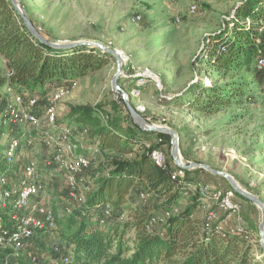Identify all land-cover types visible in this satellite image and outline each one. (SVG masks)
I'll list each match as a JSON object with an SVG mask.
<instances>
[{
  "label": "rangeland",
  "instance_id": "1",
  "mask_svg": "<svg viewBox=\"0 0 264 264\" xmlns=\"http://www.w3.org/2000/svg\"><path fill=\"white\" fill-rule=\"evenodd\" d=\"M243 1L17 0L24 15L46 41L59 45L96 42L104 49L118 53L122 64L118 74L117 59L110 54L108 63L101 70L62 86L67 93L57 105V127L46 122L47 106L57 89L47 87L35 95L38 107L34 112L39 122L18 126L3 123L9 107L15 105V98L20 94L16 89L10 90L9 69L0 56V156L5 155L12 139H19L23 144L4 178L6 187H18L21 181L28 179L26 168L35 167L45 193L33 199L31 207L40 204L56 215V227L39 232L34 246L22 253L20 260L24 264H30L32 257H36L37 262L31 264L59 263L67 250L64 234L74 231L69 219L75 210L82 209L84 201L98 188V181L111 171L112 155L106 156L96 144L91 146L90 132L94 125L81 124L74 116L77 108H95L122 129L137 131L146 145L165 153L169 170L178 168L172 156V136L142 129L141 122L132 118L121 93L113 90L112 81L116 75L118 85L127 93L128 102L142 115L143 125L176 133L179 157L184 165L205 164L227 173L242 190L264 204V72L254 69L257 58L250 67L232 72L226 79H221L207 65L210 36L220 34L227 26L231 29L229 23L237 20L236 11ZM246 24L250 26V19ZM142 75L158 77L164 94L172 97L171 100L160 96L155 80L150 77L146 86L140 88V94L133 95ZM238 81L246 83L249 94L242 106L232 105L215 115L204 116L185 105L198 83L212 86ZM66 128L72 131V139L81 148L87 145L82 154L92 165L87 170V177L82 181L77 178L76 198L70 196L65 173L56 171L54 144ZM133 157L127 156L128 159ZM186 171L184 182L190 187L182 191L170 212L156 196L145 194L142 198L140 189L134 190L128 198L132 209H149L153 218L149 225L152 231L162 232L170 217L191 208L199 194L197 187L233 189L227 179L203 168ZM202 197L196 204L194 217L206 222L210 211H215L219 215L215 225L221 231L233 234L238 229L247 230L260 244L263 215L258 205L235 194L234 201L241 207L240 214L237 219L225 221L223 212ZM105 213L101 224L105 228L111 225L122 229L130 219V210L125 208L115 212L108 206ZM55 247L64 248L62 255L54 252ZM15 260L8 252L0 251V264ZM73 264H76L74 260Z\"/></svg>",
  "mask_w": 264,
  "mask_h": 264
},
{
  "label": "trees",
  "instance_id": "2",
  "mask_svg": "<svg viewBox=\"0 0 264 264\" xmlns=\"http://www.w3.org/2000/svg\"><path fill=\"white\" fill-rule=\"evenodd\" d=\"M236 16L237 20L229 23L231 29L227 26L220 34L210 36L207 47V65L221 79L250 67L256 58L258 62L264 56V0H244ZM0 56L12 73L11 88L32 98L46 87L56 89L101 70L110 54L86 46L52 48L33 37L10 0H0ZM254 69L264 72L257 68V63ZM246 87L240 81L212 86L198 83L185 105L204 116H212L232 105L242 106L249 95ZM101 114L90 107H80L74 112L84 126L94 125L90 132L91 146L96 144L106 156L112 155L110 173L98 181V188L82 204V209L75 210L69 219L74 231L64 232L65 253L76 264H264L263 250L251 232L225 233L215 224L206 229L205 222L193 216L201 199L199 194L191 208L168 219L162 232L148 229L153 218L148 208L130 207L128 198L133 191L140 189L156 196L170 212L187 183L172 179L171 170L153 164L151 151L157 147H148L137 131H126L110 121L105 123ZM22 147L21 142L20 150ZM9 168L0 156V177ZM108 206L115 212L122 208L130 210V219L122 229L102 227ZM2 219L8 224L7 216Z\"/></svg>",
  "mask_w": 264,
  "mask_h": 264
},
{
  "label": "built area",
  "instance_id": "3",
  "mask_svg": "<svg viewBox=\"0 0 264 264\" xmlns=\"http://www.w3.org/2000/svg\"><path fill=\"white\" fill-rule=\"evenodd\" d=\"M195 9V7H192L191 10L195 11ZM257 68L259 70L264 69V56L258 60ZM11 74L9 73V76ZM148 77L155 80L160 96L163 99L171 100L172 97L164 94L159 78ZM148 77L145 75L140 77L136 89L132 91L133 95L140 94V88L145 87ZM66 93L67 91L64 87H59L52 94L45 113L48 125L58 126L57 105L66 96ZM37 107L38 99L36 97L18 95L15 98V105L9 107L8 115L7 117L5 116L3 123L5 125L18 126L36 124L39 122L38 116L34 112ZM140 112H143V110L141 109ZM101 117L105 123L109 121L108 115L101 114ZM72 136L70 129H64L61 135L57 136L58 139L54 144V154L57 163L56 171L65 173L67 183L70 186V196L76 198L77 177L89 170L92 165L90 159L80 153L81 147L72 139ZM20 144L21 141L19 139H12L4 152V161L10 168L12 167L13 159L16 157L15 155L20 151ZM151 160L157 168L167 169V158L161 149H152ZM49 164L51 165V163ZM185 174L186 170L180 167L175 171H170L172 179L179 180L180 183H185ZM26 175L28 179L21 181L18 187H6L4 180L6 174L0 177V251L8 252L11 257L16 259L14 262L7 261L5 264H24L20 257L31 246L30 244L36 239L37 234L42 231L53 230L56 227L52 211L40 204L31 207V201L43 196L45 193L43 185L39 181L37 169L29 166L26 168ZM187 186L189 184H186ZM196 191L201 194V197L203 196L202 199L207 198L213 206L218 207L223 212L225 221L237 219L239 216L241 207L234 201L235 192L233 190L222 191L218 188L199 186ZM145 196V193L141 194L142 198H145ZM6 215L8 224H4L2 219ZM218 219V213L210 211L204 223L205 228L210 229ZM54 252L62 255L59 247H55ZM31 262L36 263L37 258L32 257ZM58 264H73L72 257L69 254H64Z\"/></svg>",
  "mask_w": 264,
  "mask_h": 264
},
{
  "label": "water",
  "instance_id": "4",
  "mask_svg": "<svg viewBox=\"0 0 264 264\" xmlns=\"http://www.w3.org/2000/svg\"><path fill=\"white\" fill-rule=\"evenodd\" d=\"M16 2H17V0H11V3L16 8L20 17L23 19L24 24L26 25V27L28 28V30L31 32V34L33 35V37L35 39H37L38 41H40V42H42V43H44V44H46L52 48H55V49L67 50V49H75V48H78L81 46L102 49V50L108 52L109 54H112L117 59L118 74L120 73L122 64H121L120 55L118 53L110 51V50H106L99 43H96V42H81V43H71V44H63V45L50 43V42L46 41L41 36V34L36 30V28L33 26L31 21L24 15V13L22 12V10L20 9V7L17 5ZM117 78H118V75H116L112 81L113 90L121 93V96H122L123 100L125 101L126 107H127L128 111L130 112L132 118L134 120H138L139 122H141V125L143 127L142 129H144L145 131L165 132V133H168L172 136V144H173L172 156H173V159H174V161L178 167L183 168L185 170L200 167V168L205 169L208 172L213 173L214 175L222 176L229 181V183L232 185L233 190L236 193L245 197L247 200L255 203L256 205H258L260 207V209L262 210V215H263V220H262V223L260 226V246L263 250V256H264V204L262 203V201L259 200L258 198H256L254 195L242 190L238 186V184L234 181V179L227 173L214 170L205 164H190L188 166L184 165L181 162L180 157H179V147H178L179 146V139H178V136L176 135V133L170 129H163V128L156 127L153 125H148V124L143 125L144 119H143L142 115L130 105V103L128 102L127 93L123 89H121V87L118 85Z\"/></svg>",
  "mask_w": 264,
  "mask_h": 264
},
{
  "label": "crops",
  "instance_id": "5",
  "mask_svg": "<svg viewBox=\"0 0 264 264\" xmlns=\"http://www.w3.org/2000/svg\"><path fill=\"white\" fill-rule=\"evenodd\" d=\"M4 63L6 64V61L4 60ZM7 65V64H6ZM146 86V85H145ZM85 146H87L86 144L85 145H83V148L85 147ZM83 148H81V150H80V153H83ZM88 171H85L84 173H82L81 175H78V179H80L81 181L84 179V177H87L88 176V173H87ZM33 243H34V241L32 242V244H30L31 246H29L28 247V249H30V248H32L34 245H33ZM27 249V250H28ZM57 264V263H56Z\"/></svg>",
  "mask_w": 264,
  "mask_h": 264
}]
</instances>
